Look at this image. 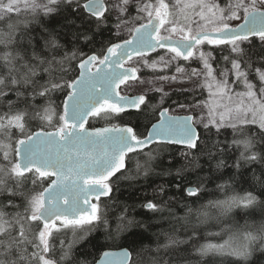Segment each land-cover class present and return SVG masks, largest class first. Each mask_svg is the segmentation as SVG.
Masks as SVG:
<instances>
[{"label":"snow or ice","instance_id":"6c2138e0","mask_svg":"<svg viewBox=\"0 0 264 264\" xmlns=\"http://www.w3.org/2000/svg\"><path fill=\"white\" fill-rule=\"evenodd\" d=\"M141 67H174L179 79L157 78L207 95L169 114L156 88L161 104L149 109L147 92L130 94ZM148 116L138 132L133 119ZM90 118L104 126L86 127ZM171 148L182 163L173 169L170 152L156 172ZM130 154L144 157L135 177L180 183L157 185L139 205L148 215L125 206L110 218L105 199L134 178ZM190 172L203 174L182 187ZM207 183L223 198L193 209L172 193L195 202ZM237 214L242 227L208 233L217 242L200 235ZM97 234L119 250L97 259ZM193 253L264 264V0H0V264H190Z\"/></svg>","mask_w":264,"mask_h":264},{"label":"trees","instance_id":"16d2710c","mask_svg":"<svg viewBox=\"0 0 264 264\" xmlns=\"http://www.w3.org/2000/svg\"><path fill=\"white\" fill-rule=\"evenodd\" d=\"M111 22V18H110ZM108 34L105 33V36ZM160 53H162L164 50H158ZM151 57L157 56L156 53L150 54ZM218 55V53H217ZM183 64L184 62L181 61ZM147 71V70H145ZM142 71V74L149 73ZM174 69L167 68L163 71H157V73H173ZM148 98L150 100L149 109H151L153 106L160 105L161 104V97L162 94L159 92H153L147 94ZM204 99V95L201 94V91H185V90H174L171 93H169L168 96L164 97V103L163 107L172 108L177 106V104H185V103H196L199 100ZM176 103H173V102ZM158 118V113H157ZM127 119V118H126ZM151 119V122H154L155 119H152L151 116L146 117H140L138 120L133 119V123L137 125V131L141 133L146 132V128H150L149 120ZM98 121L92 120L91 125L95 126L98 125ZM34 127V126H33ZM34 130L35 127H34ZM203 130H201L202 132ZM156 145H151L150 148H155ZM149 150L146 149L144 152H147ZM172 153V155L175 156V160H173L171 167L175 169L176 167H179V165L182 163V160L179 156V154L175 151V148L168 149L162 153V156L160 160L162 163H157L154 165L156 168V172H160L163 168L169 167L168 160H169V153ZM133 156V159L127 163V168L131 169V172L129 175L133 176V179H124L121 178L116 182V190L112 194V199L108 200L105 199V203L109 206V216L110 218H114L115 216L119 215V213L124 209L125 206H127L128 212L131 215L137 216V218H140L141 216H146L148 214H145L143 210L139 207L140 204H142L147 199H152L154 196V190L156 189L157 185L162 183H168V184H176L180 183V180L173 176H159V175H150L149 177L145 178L143 176L135 177V170L137 162L143 163V155H136V154H130ZM231 169L225 170L224 172V179L227 180L229 175L232 174ZM203 173H197V172H190L186 174L185 182L182 184V187L190 186L188 182H191V185H195L197 180V175H202ZM222 181H217V183H221ZM248 188V184L244 183L242 180H235L233 182V189L236 193H242L244 189ZM205 189L201 193H199V196L201 197L199 200L194 201V198H190L186 196V193L177 191L174 187L172 189V193L176 195L177 200H179L181 203H183L186 206H190L193 209L199 208L202 204H207L209 200L214 199H222L223 193H221L214 183H207L205 184ZM159 202V201H157ZM174 211L176 215L183 216L186 211L185 208H181L179 204H177L174 208ZM214 214V210H213ZM165 216L168 215L167 210L164 213ZM254 219H259V217H255ZM251 222V221H250ZM193 223H195V219L193 217ZM245 223V220L242 219L238 214L234 217H225L222 219L221 222H218L216 220H209L207 224L199 225L198 231L202 237L205 239H214L211 236H208V233H216L221 232L222 229H226L228 227L235 228L237 226L242 227ZM115 227V225H113ZM164 227L167 228L168 225L165 223ZM99 236V243L105 244V247L99 248V251H95V255L97 259L100 256V253L103 252L106 249H119V246L122 244L121 240H116L113 242L112 240L104 241L103 236L101 234H97ZM227 237L225 236V239ZM205 239H200V243L205 242ZM218 237L214 239V242L218 241ZM232 258L225 257L220 258L217 257L216 261L217 264H221V260L223 261V264H229ZM190 264H205V261L198 260L195 253L191 255L189 258Z\"/></svg>","mask_w":264,"mask_h":264},{"label":"rangeland","instance_id":"374dc122","mask_svg":"<svg viewBox=\"0 0 264 264\" xmlns=\"http://www.w3.org/2000/svg\"><path fill=\"white\" fill-rule=\"evenodd\" d=\"M125 37H126V33H124ZM165 51V50H164ZM164 51L161 53L163 54ZM153 59H158L157 56L152 57ZM137 58H134V60ZM129 63H133V62H129ZM142 71L145 72H149V73H145L140 75V77L143 80V83L140 84L139 86L134 87V89L131 90L130 94H134V93H139V92H147V94L149 93H153V92H157L155 91L156 88H162L164 93H171L174 90H185L187 89V91H199V89L195 88V85L192 83H179V82H173L171 80H160L157 77L159 76H167V77H171L173 75H176L178 77V79L180 78L181 74H177L175 73V69L173 71V73H157V71H160L159 69H157L156 71H153L150 68L147 67H141L140 68ZM167 69V68H165ZM164 70V69H163ZM160 93V92H159ZM163 95V93H161ZM204 98L207 95V93H203ZM188 104H193V103H185V105ZM170 109V113L171 114H186L184 111L180 110L177 108V106L169 108Z\"/></svg>","mask_w":264,"mask_h":264},{"label":"flooded vegetation","instance_id":"af4514ba","mask_svg":"<svg viewBox=\"0 0 264 264\" xmlns=\"http://www.w3.org/2000/svg\"><path fill=\"white\" fill-rule=\"evenodd\" d=\"M139 73H140V74L142 73V70H141V69H140ZM91 121H92V119L90 118V119H89V124L87 125V127H88V126H91V127H101V126H104V123H103L102 121H98V122H99L98 125L92 126V125H91ZM154 122H155V121H154ZM154 122H153V123H154Z\"/></svg>","mask_w":264,"mask_h":264},{"label":"water","instance_id":"95a60500","mask_svg":"<svg viewBox=\"0 0 264 264\" xmlns=\"http://www.w3.org/2000/svg\"><path fill=\"white\" fill-rule=\"evenodd\" d=\"M126 66H127V65H126ZM137 75L140 76L141 74L138 72ZM121 87H123V86H121ZM169 114H171V113H169ZM179 115H184V114H179ZM86 127H87V125H86ZM150 146H151V145H150ZM150 146H149V147H150ZM146 149H148V148H145L144 150H146ZM126 167H127V165H126ZM106 250L118 251L119 249H106ZM104 251H105V250H104ZM98 259H99V258H98Z\"/></svg>","mask_w":264,"mask_h":264}]
</instances>
